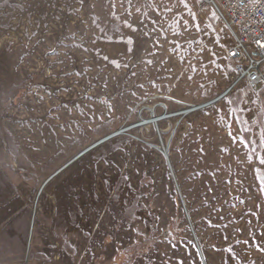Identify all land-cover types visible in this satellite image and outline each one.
<instances>
[{
    "label": "rangeland",
    "instance_id": "1",
    "mask_svg": "<svg viewBox=\"0 0 264 264\" xmlns=\"http://www.w3.org/2000/svg\"><path fill=\"white\" fill-rule=\"evenodd\" d=\"M232 44L200 0H0V264H264Z\"/></svg>",
    "mask_w": 264,
    "mask_h": 264
},
{
    "label": "built area",
    "instance_id": "2",
    "mask_svg": "<svg viewBox=\"0 0 264 264\" xmlns=\"http://www.w3.org/2000/svg\"><path fill=\"white\" fill-rule=\"evenodd\" d=\"M211 6L233 38L227 51L234 62L233 86L245 82L254 92L264 88V0H200Z\"/></svg>",
    "mask_w": 264,
    "mask_h": 264
},
{
    "label": "trees",
    "instance_id": "3",
    "mask_svg": "<svg viewBox=\"0 0 264 264\" xmlns=\"http://www.w3.org/2000/svg\"><path fill=\"white\" fill-rule=\"evenodd\" d=\"M244 92H245V91H241V92H239V95L237 96V98L240 99V100H242V99L244 98ZM258 95H259L260 98H262L263 101H264V88L261 89V90L258 92Z\"/></svg>",
    "mask_w": 264,
    "mask_h": 264
},
{
    "label": "crops",
    "instance_id": "4",
    "mask_svg": "<svg viewBox=\"0 0 264 264\" xmlns=\"http://www.w3.org/2000/svg\"><path fill=\"white\" fill-rule=\"evenodd\" d=\"M12 205V204H11ZM10 206V205H9Z\"/></svg>",
    "mask_w": 264,
    "mask_h": 264
}]
</instances>
